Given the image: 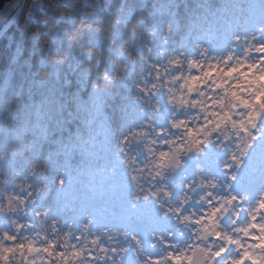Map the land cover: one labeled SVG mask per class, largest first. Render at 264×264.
I'll use <instances>...</instances> for the list:
<instances>
[{"label":"snow or ice","instance_id":"snow-or-ice-1","mask_svg":"<svg viewBox=\"0 0 264 264\" xmlns=\"http://www.w3.org/2000/svg\"><path fill=\"white\" fill-rule=\"evenodd\" d=\"M32 5L0 57V264H264V0Z\"/></svg>","mask_w":264,"mask_h":264},{"label":"trees","instance_id":"trees-1","mask_svg":"<svg viewBox=\"0 0 264 264\" xmlns=\"http://www.w3.org/2000/svg\"><path fill=\"white\" fill-rule=\"evenodd\" d=\"M16 2L11 6V9L15 7V5L17 4ZM30 7L32 8L33 13L37 17V21L33 25V27L39 26L40 18H41V13L39 9H37L35 6L32 5V0H23L19 13L15 17L13 23L7 28V30L3 33V35L0 36V57L7 56L12 51H14L16 47V43L20 41H23L24 47L26 49L25 55H27V49L31 46V41L26 37H22L21 28L27 19V13ZM53 17H54V12L52 11V9L51 8L47 9L42 17L43 19L49 21V25L44 26L45 32L48 31V27L50 26ZM9 43H11L12 45L11 48L7 47Z\"/></svg>","mask_w":264,"mask_h":264},{"label":"rangeland","instance_id":"rangeland-1","mask_svg":"<svg viewBox=\"0 0 264 264\" xmlns=\"http://www.w3.org/2000/svg\"><path fill=\"white\" fill-rule=\"evenodd\" d=\"M22 2H23V0H19V2L15 5V7H13V8L10 10L11 14L13 15V20H12L11 24L13 23V21H14L15 17L17 16V14L19 13V10H20V8H21V6H22ZM6 15H7V14H6ZM4 20H5V17L2 16V18L0 19V30L3 29V25H2V24H3ZM11 24H9V26H10ZM4 30H5V29H4ZM4 32H5V31H4ZM4 32H3V33H4Z\"/></svg>","mask_w":264,"mask_h":264},{"label":"water","instance_id":"water-1","mask_svg":"<svg viewBox=\"0 0 264 264\" xmlns=\"http://www.w3.org/2000/svg\"><path fill=\"white\" fill-rule=\"evenodd\" d=\"M15 0H0V19L10 9Z\"/></svg>","mask_w":264,"mask_h":264},{"label":"built area","instance_id":"built-area-1","mask_svg":"<svg viewBox=\"0 0 264 264\" xmlns=\"http://www.w3.org/2000/svg\"><path fill=\"white\" fill-rule=\"evenodd\" d=\"M12 20H13V15L9 11L7 13V15L5 16V20H4L3 24H2L3 25V29L0 30V33H3L9 27V24H11Z\"/></svg>","mask_w":264,"mask_h":264},{"label":"bare ground","instance_id":"bare-ground-1","mask_svg":"<svg viewBox=\"0 0 264 264\" xmlns=\"http://www.w3.org/2000/svg\"><path fill=\"white\" fill-rule=\"evenodd\" d=\"M15 2H16V0L14 1V3H15ZM18 2H19V0H17V2H16V3H18ZM14 3H13V4H14Z\"/></svg>","mask_w":264,"mask_h":264}]
</instances>
